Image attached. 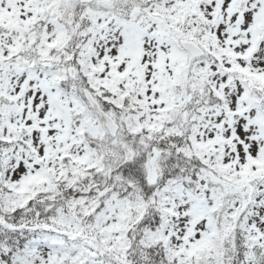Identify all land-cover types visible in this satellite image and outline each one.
I'll list each match as a JSON object with an SVG mask.
<instances>
[{
	"label": "snow or ice",
	"instance_id": "snow-or-ice-1",
	"mask_svg": "<svg viewBox=\"0 0 264 264\" xmlns=\"http://www.w3.org/2000/svg\"><path fill=\"white\" fill-rule=\"evenodd\" d=\"M0 264H264V0H0Z\"/></svg>",
	"mask_w": 264,
	"mask_h": 264
}]
</instances>
